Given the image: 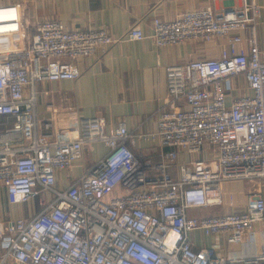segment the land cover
<instances>
[{
  "label": "built area",
  "instance_id": "built-area-1",
  "mask_svg": "<svg viewBox=\"0 0 264 264\" xmlns=\"http://www.w3.org/2000/svg\"><path fill=\"white\" fill-rule=\"evenodd\" d=\"M260 17L261 6L243 0L240 6L186 11L173 20L156 17L151 35L133 25L117 38L106 28L68 30L57 19H43L31 32L21 3L0 5V191L5 188L11 204L40 197L32 218L0 223V264L9 258L16 264H264L262 194L249 195L243 211L188 217L189 209L222 205L228 180H264ZM147 37L159 47L227 42L218 57L167 68L170 98L155 130H129L121 121L109 133L103 117H80L72 110L44 122L51 134L39 132L38 82L77 79L80 59L106 53L118 41ZM244 41L248 50L240 47ZM239 76L248 92L228 103L231 80ZM7 116L14 118L12 125L4 122ZM95 142L107 153L84 176L59 188L58 172L73 167ZM204 149L210 157L180 164L178 178L168 171L180 151ZM197 229L234 245L258 231L262 248L257 254L195 249L189 233Z\"/></svg>",
  "mask_w": 264,
  "mask_h": 264
},
{
  "label": "crops",
  "instance_id": "crops-1",
  "mask_svg": "<svg viewBox=\"0 0 264 264\" xmlns=\"http://www.w3.org/2000/svg\"><path fill=\"white\" fill-rule=\"evenodd\" d=\"M255 1L261 6V17L257 27L258 42L264 51V0ZM243 0H0V5L21 3L30 31L43 19H57L68 30L106 28L117 38H123L133 25H139L146 35L153 32V20H173L178 14L207 7L223 9L240 6ZM240 34L246 38L248 30ZM227 39L211 42L187 41L179 45L159 47L151 37L143 40H122L113 44L108 52H97L78 61L81 76L74 80L42 81L37 83V111L40 119L39 132L51 134L44 127L47 120H55L64 111L76 110L80 117L101 116L107 131L112 133L118 123L125 122L129 130L152 131L157 127L160 113L167 107L169 92L167 68L195 59L215 58ZM241 48L248 50L244 41ZM228 92L230 103L236 96L248 92L244 77L231 80ZM12 125L14 118L4 117ZM149 146L148 143H141ZM167 150V149H165ZM108 149L102 142L87 144L82 157L70 169L58 172L57 186L65 188L84 176L99 161ZM210 157L209 149L192 154L180 151L177 163L168 171L178 178L179 165H188L196 159ZM264 196L263 179H233L224 184L223 204L188 210L190 219H204L243 211L249 195ZM232 199V200H231ZM232 203V204H231ZM40 210V197L24 204H11L5 188L0 191V223L19 218H32ZM193 247L201 249L215 246L223 253L242 249L257 254L262 248L261 232L248 235L238 245L227 242L225 236H208L201 229L189 233ZM4 250L0 247V255ZM4 264H16L12 258Z\"/></svg>",
  "mask_w": 264,
  "mask_h": 264
},
{
  "label": "bare ground",
  "instance_id": "bare-ground-1",
  "mask_svg": "<svg viewBox=\"0 0 264 264\" xmlns=\"http://www.w3.org/2000/svg\"><path fill=\"white\" fill-rule=\"evenodd\" d=\"M6 27L12 29V27H14V24L7 25Z\"/></svg>",
  "mask_w": 264,
  "mask_h": 264
},
{
  "label": "rangeland",
  "instance_id": "rangeland-1",
  "mask_svg": "<svg viewBox=\"0 0 264 264\" xmlns=\"http://www.w3.org/2000/svg\"><path fill=\"white\" fill-rule=\"evenodd\" d=\"M116 193H118V191H116Z\"/></svg>",
  "mask_w": 264,
  "mask_h": 264
}]
</instances>
